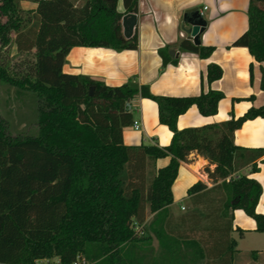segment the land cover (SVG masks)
I'll use <instances>...</instances> for the list:
<instances>
[{"label":"trees","instance_id":"obj_1","mask_svg":"<svg viewBox=\"0 0 264 264\" xmlns=\"http://www.w3.org/2000/svg\"><path fill=\"white\" fill-rule=\"evenodd\" d=\"M21 1H0V83L33 96L36 109L30 132H18L3 115L0 97V263L58 259V264H73L85 259L86 264H143L135 247L150 239L148 233L177 256V242L184 237L168 229V208L181 162L192 152L216 164L211 177L223 179L210 189L202 182L190 187L195 204L216 200L225 214L243 209L264 232V214L257 212L261 183L246 175L227 181L249 166L251 173L260 171L264 147L238 146L235 132L248 120L264 118V105L239 118L179 129L180 116L193 106L204 116L216 115L225 94L209 89L198 96L155 95L149 85L132 80L112 86L63 69L75 46L137 49L138 30L126 38L122 18L138 13L139 0H123L125 13L117 9L119 0H32L37 9H24ZM248 18V29L233 45L247 47L264 63V0H250ZM12 44L20 52L36 48L35 60L12 67ZM179 46L205 59L215 50L189 38ZM159 53L164 66L178 64L167 48ZM222 76L220 65L208 66L209 82ZM138 97L157 103L160 123L173 132L168 146L124 143V129L134 124L131 102ZM163 158H170L169 163L157 168L156 161ZM211 192L221 198L210 199ZM149 213L154 216L147 222ZM218 217L197 215L198 220ZM230 225L207 228L223 237L232 221ZM189 241L201 249L199 242ZM236 243L229 239L230 253Z\"/></svg>","mask_w":264,"mask_h":264},{"label":"crops","instance_id":"obj_2","mask_svg":"<svg viewBox=\"0 0 264 264\" xmlns=\"http://www.w3.org/2000/svg\"><path fill=\"white\" fill-rule=\"evenodd\" d=\"M80 4L83 0H75ZM250 0H139L138 23L139 46L135 50L118 51L108 47L75 46L67 56L63 69L71 74H84L104 81L108 85L119 86L129 81L139 85H149L155 95L198 96L209 89L219 90L225 97L219 104V111L213 116H204L197 106L191 107L178 121L179 129L201 127L220 123L243 116L251 107L264 105V90L261 82L264 63L258 62L247 47L234 46L233 42L249 27L248 9ZM24 9H37L38 3L22 0ZM195 6H203L204 18L208 25L201 35V44L213 46L215 50L209 58H201L197 53L183 51L180 42L188 38L183 31L185 12ZM117 9L125 13L123 0ZM36 26L39 27V23ZM134 30V32H135ZM193 41V40H192ZM167 48L178 64L163 65L159 50ZM171 51H175L172 55ZM211 63L223 68V76L213 82L208 81V66ZM238 99V100H236ZM134 122L141 128L127 127L123 131L126 145L158 144L168 146L173 132L161 124L157 103L149 98L138 97L131 102ZM235 144L246 148L264 147V118L246 121L235 132ZM170 158L159 159L157 168L166 166ZM260 171L251 173V167L235 172L231 178L246 175L257 179L263 193L257 205V212L264 214V157L258 160ZM216 169L208 159L192 152L187 161L181 162L179 175L173 185L174 202L169 206L168 229L179 239L176 248L179 254L173 257L161 246L153 233H148V241L135 247L136 256L143 264H264V232L257 230V222L243 209L230 210L225 214L218 201L209 205H196L188 190L197 182L206 184L208 189L220 184L223 179L211 177ZM210 199L221 198L217 192L209 194ZM208 204V203H207ZM199 214H215V220L199 219ZM154 214H148L150 222ZM184 216V218H182ZM199 224L195 227L193 221ZM232 229L229 235L220 237L217 230H209L221 223ZM192 227L194 229H192ZM229 239L236 240V247L230 253ZM189 240L199 242V250ZM2 264V263H0ZM40 264H58V259L43 260Z\"/></svg>","mask_w":264,"mask_h":264},{"label":"rangeland","instance_id":"obj_3","mask_svg":"<svg viewBox=\"0 0 264 264\" xmlns=\"http://www.w3.org/2000/svg\"><path fill=\"white\" fill-rule=\"evenodd\" d=\"M37 24V22L34 23L35 26H38ZM35 53L36 48L31 51L20 52L17 50L16 45L12 44L9 47L8 59L13 67L17 64L34 61ZM0 97L2 100L3 115L10 119L13 127L18 132H30L32 128L31 124L34 120V110L36 109L34 97L27 93L19 94L15 87H10L1 83ZM151 170H153V167H151Z\"/></svg>","mask_w":264,"mask_h":264},{"label":"water","instance_id":"obj_4","mask_svg":"<svg viewBox=\"0 0 264 264\" xmlns=\"http://www.w3.org/2000/svg\"><path fill=\"white\" fill-rule=\"evenodd\" d=\"M203 6H195L188 9L184 14L183 31L187 34V37L196 45L201 44V35L205 32L208 22L202 16L201 11ZM138 23L137 13H127L122 18L123 33L126 38L132 37L135 27ZM174 55L175 51H171ZM94 93V88H91V94Z\"/></svg>","mask_w":264,"mask_h":264},{"label":"built area","instance_id":"obj_5","mask_svg":"<svg viewBox=\"0 0 264 264\" xmlns=\"http://www.w3.org/2000/svg\"><path fill=\"white\" fill-rule=\"evenodd\" d=\"M201 14H202V16H204L203 11H201ZM133 127L137 130H139L141 128L140 123L138 121L134 122ZM73 264H86V261H85V259H81L79 261L74 262Z\"/></svg>","mask_w":264,"mask_h":264}]
</instances>
